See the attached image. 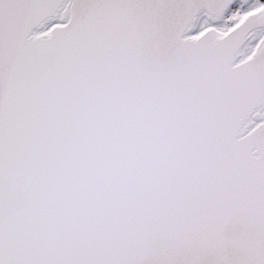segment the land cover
<instances>
[{
  "label": "snow or ice",
  "instance_id": "1",
  "mask_svg": "<svg viewBox=\"0 0 264 264\" xmlns=\"http://www.w3.org/2000/svg\"><path fill=\"white\" fill-rule=\"evenodd\" d=\"M0 264H264V0H0Z\"/></svg>",
  "mask_w": 264,
  "mask_h": 264
}]
</instances>
